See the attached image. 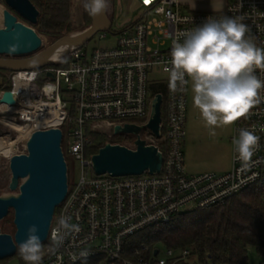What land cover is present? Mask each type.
<instances>
[{
	"label": "built area",
	"instance_id": "built-area-1",
	"mask_svg": "<svg viewBox=\"0 0 264 264\" xmlns=\"http://www.w3.org/2000/svg\"><path fill=\"white\" fill-rule=\"evenodd\" d=\"M139 1L144 12L135 22L120 30L112 31L111 27L97 33L101 41L111 32L115 38L111 46L91 51L87 44L74 46L55 62L67 58L65 68L52 66L8 74L16 104H0L5 108L3 113L12 114L10 119L15 123L30 128L26 142L37 130L60 128L63 142L68 143L67 153L81 162L82 169L91 167V158L85 157L89 132L105 131L112 138L118 136L113 132L116 125L148 123L153 99L150 74L156 68L165 74L162 136L157 138L149 129L144 137L141 135L147 144L160 150L164 147L161 173L123 177L105 174L89 179L82 172L56 209L43 243L41 264H193L190 249L157 247L147 258V246L134 251V261L125 256L126 241L151 226L171 223L184 212L222 206L251 186L262 189L264 205V89L259 102L233 125L230 170L187 174L184 141L188 87L180 82L175 88L170 86L173 41L182 42L183 33L208 18H242L240 22L248 27L247 36L264 48V0H228L218 12L186 10L180 0ZM48 72L54 74V79ZM255 74L264 80V70L257 68ZM41 75L44 81L39 85ZM5 91L8 90H2L0 98ZM55 112L58 115L54 118ZM64 127L68 129L64 131ZM240 129L253 131L260 138L247 163L239 159L233 144ZM121 145L135 149L134 142ZM61 217L70 218L69 222L79 230L67 234L57 247L50 233L58 227Z\"/></svg>",
	"mask_w": 264,
	"mask_h": 264
},
{
	"label": "water",
	"instance_id": "water-1",
	"mask_svg": "<svg viewBox=\"0 0 264 264\" xmlns=\"http://www.w3.org/2000/svg\"><path fill=\"white\" fill-rule=\"evenodd\" d=\"M5 3L9 10H4V27L0 28V70L3 71H32L50 67L56 62L50 57L61 45L83 46L98 32L109 31L112 27L105 11L92 16V23L88 28L68 34L41 50L42 40L37 32L18 19L21 18L31 25L37 24L40 13L36 6L30 0H5ZM47 75L54 79L53 73L48 72ZM0 104L14 107V93L11 90L5 91L0 98ZM162 104L163 94L158 93L151 101L147 124L126 123L114 127L115 135L135 136V149L107 142L91 157L95 175L123 177L142 175L145 172L150 175L161 173L163 152L158 146L147 144L141 138V131L149 129L157 138H161ZM62 143L63 131L60 128L37 130L26 142L27 152L10 158L9 189L12 192L18 190V193L0 196V221L12 210L15 232L3 233L0 227V260L15 256L16 244L26 239L30 225L38 227L42 243L46 242L56 209L66 199L69 189L68 164Z\"/></svg>",
	"mask_w": 264,
	"mask_h": 264
},
{
	"label": "clouds",
	"instance_id": "clouds-1",
	"mask_svg": "<svg viewBox=\"0 0 264 264\" xmlns=\"http://www.w3.org/2000/svg\"><path fill=\"white\" fill-rule=\"evenodd\" d=\"M109 0H85L84 8L95 17L105 12ZM242 18H208L202 25L183 33V40H174L171 49V87L177 82L191 81L192 103L199 110L210 135L216 128L228 127L246 116L258 103L264 80L255 74L264 70V48L247 36L248 27ZM187 78V79H186ZM259 137L253 131L240 129L233 144L241 161L251 160ZM70 218L61 217L58 227L51 230L55 246L65 236L79 228ZM38 227L30 225L25 240L16 244L19 256L26 264H41L44 245Z\"/></svg>",
	"mask_w": 264,
	"mask_h": 264
},
{
	"label": "trees",
	"instance_id": "trees-1",
	"mask_svg": "<svg viewBox=\"0 0 264 264\" xmlns=\"http://www.w3.org/2000/svg\"><path fill=\"white\" fill-rule=\"evenodd\" d=\"M30 1L40 13L37 24L33 25L38 32L50 34L58 40L73 31L72 0ZM84 21L86 29L92 23V16L85 8ZM67 64L68 59L64 58L52 66L65 68ZM8 73L10 72L0 70V90L11 88L5 76ZM42 78L43 75L39 80ZM165 91L164 84L152 86L150 97L153 98L158 93L164 94ZM162 119L165 120L164 105ZM88 135L89 143L85 148V157L88 159L97 154L107 142L121 144L124 141L119 136L109 138L96 132H89ZM161 150L165 151L163 146ZM261 197L262 189L251 186L222 206L184 212L177 215L171 223L151 226L127 239L125 256L136 261L132 256L134 251L147 246L150 252L145 256L149 258L152 250L164 246L176 250L190 249L193 264H249V247L264 256V205ZM43 245L45 247V244ZM14 257H17L21 264H26L18 252ZM3 261L5 260H0V264Z\"/></svg>",
	"mask_w": 264,
	"mask_h": 264
},
{
	"label": "rangeland",
	"instance_id": "rangeland-1",
	"mask_svg": "<svg viewBox=\"0 0 264 264\" xmlns=\"http://www.w3.org/2000/svg\"><path fill=\"white\" fill-rule=\"evenodd\" d=\"M180 2L183 5V8L186 10L218 12L226 7L228 0H180ZM6 9L9 10L5 0H0V28L4 27L3 12ZM106 11L112 23V31H115L122 29L129 23H132L138 19L144 12V9L141 8L139 0H115L114 3L112 0H109V7ZM71 12V24L73 31L69 34H75L83 31L82 29L86 27L84 21V0H72ZM18 19L22 23L33 27V29L37 32L42 40L41 50H44L56 41V38L50 34L40 33L33 25L21 18ZM114 39L115 38L111 32H108L107 37L101 41H99V37L96 34L87 43L88 50L91 51L92 49L98 47L111 46L114 42ZM9 58L20 57L9 56ZM8 74H5V76L7 77V82L10 83ZM164 78L165 74L159 68L154 69L150 74V79L152 80L151 84L154 87L164 84ZM43 81L44 79L42 78V80H39L38 84L41 85ZM187 87V121L186 138L184 141L185 171L187 174L224 173L230 170L232 165L231 138L233 135L234 124L228 127L216 128V134L214 136L210 135L209 129L204 126V122L201 118L199 110L193 106V93L190 80L187 83ZM1 92L2 90H0V93ZM67 98L68 97H66V99ZM3 112H0V143H3V147H0V196L18 193V190L12 192L9 189L11 180L10 158L14 155L27 152H25V137H27L25 135L26 133L20 134L6 126V122L10 121L15 123V121L10 119V116H13L12 114ZM63 129L66 131L68 128L64 127ZM101 133L107 134L105 131H101ZM146 133L147 129L141 131V135L143 137ZM118 136L124 140L123 144L126 142L133 143L135 140V136L131 134H119ZM67 144V140H65V142L62 144V147L63 151L65 152V158L68 164L69 189H71L81 177L82 172L89 179L94 178L95 172L93 171L92 166H86L84 169H82L81 162L67 153ZM13 219L14 213L13 211H10V214L0 221V227L3 233L14 234L15 227L13 224ZM159 248L163 250L164 246H160ZM248 259L249 264H260L264 262V256L260 255L253 247L248 248ZM1 264L21 263L17 257H12L3 261Z\"/></svg>",
	"mask_w": 264,
	"mask_h": 264
},
{
	"label": "bare ground",
	"instance_id": "bare-ground-1",
	"mask_svg": "<svg viewBox=\"0 0 264 264\" xmlns=\"http://www.w3.org/2000/svg\"><path fill=\"white\" fill-rule=\"evenodd\" d=\"M74 46H71L70 44H63L60 47H58L52 56L50 57L51 60L57 61L59 58H61L63 55L68 53ZM4 107L0 106V112H3ZM58 115L57 112L54 113V118ZM6 126L9 128L15 130L18 133H26L25 135L28 136L30 132V128L26 126H20L19 124L13 123V122H6ZM26 130V131H25ZM0 147H3V143H0Z\"/></svg>",
	"mask_w": 264,
	"mask_h": 264
},
{
	"label": "crops",
	"instance_id": "crops-1",
	"mask_svg": "<svg viewBox=\"0 0 264 264\" xmlns=\"http://www.w3.org/2000/svg\"><path fill=\"white\" fill-rule=\"evenodd\" d=\"M112 2L114 3V2H115V0H112ZM139 2H140V1H139ZM136 20H137V19H136ZM136 20H135V21H136ZM135 21H134V22H135ZM132 23H133V22H132ZM129 24H131V23H129Z\"/></svg>",
	"mask_w": 264,
	"mask_h": 264
}]
</instances>
